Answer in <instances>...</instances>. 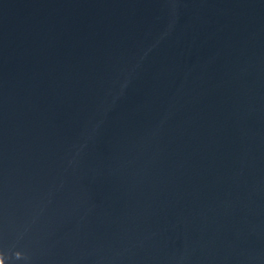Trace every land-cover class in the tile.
<instances>
[{
  "label": "water",
  "instance_id": "obj_1",
  "mask_svg": "<svg viewBox=\"0 0 264 264\" xmlns=\"http://www.w3.org/2000/svg\"><path fill=\"white\" fill-rule=\"evenodd\" d=\"M0 264H264V0H0Z\"/></svg>",
  "mask_w": 264,
  "mask_h": 264
}]
</instances>
